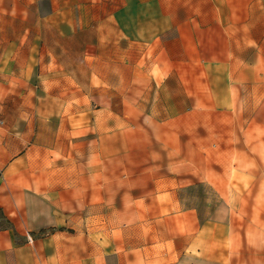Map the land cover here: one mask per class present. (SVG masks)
I'll return each instance as SVG.
<instances>
[{
    "label": "crops",
    "instance_id": "0c3cea01",
    "mask_svg": "<svg viewBox=\"0 0 264 264\" xmlns=\"http://www.w3.org/2000/svg\"><path fill=\"white\" fill-rule=\"evenodd\" d=\"M0 264H264V0H0Z\"/></svg>",
    "mask_w": 264,
    "mask_h": 264
},
{
    "label": "rangeland",
    "instance_id": "374dc122",
    "mask_svg": "<svg viewBox=\"0 0 264 264\" xmlns=\"http://www.w3.org/2000/svg\"><path fill=\"white\" fill-rule=\"evenodd\" d=\"M195 192H202V188L201 187H195ZM201 201V200H199ZM198 202V198H196V203ZM219 205V199L216 198V192L214 191V189L212 188V193H211V206L212 209L215 208L216 206Z\"/></svg>",
    "mask_w": 264,
    "mask_h": 264
}]
</instances>
